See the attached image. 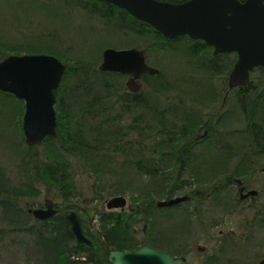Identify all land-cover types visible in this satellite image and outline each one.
I'll return each mask as SVG.
<instances>
[{
	"label": "rangeland",
	"instance_id": "1",
	"mask_svg": "<svg viewBox=\"0 0 264 264\" xmlns=\"http://www.w3.org/2000/svg\"><path fill=\"white\" fill-rule=\"evenodd\" d=\"M111 7L96 0H0V61L23 54L58 57L67 66L61 83L62 104H56L62 123L68 121L75 106L72 102L76 91L79 102L73 113L83 120L71 126L73 135L82 129L79 135L91 136L88 141L95 143L97 125H101L98 119L105 116L95 119L93 112L106 107L116 129L124 130L129 125L133 128L121 140L132 143L134 155L130 160L134 166L125 165V158L119 156L113 164L114 172L101 173L80 158L68 157L74 185L66 190L70 192L68 197L58 184L41 181L38 190L22 199L12 214L1 210L0 264L46 262L45 254L35 256L38 234L27 235L30 230H40L37 219L28 210L44 207L46 199L53 200L59 210L48 223L67 222L66 214L75 210L92 240H97L104 214H124L132 230L127 244L135 248L147 245L175 256L183 255L187 258L185 264H258L264 259L263 211L259 213L253 205H247L250 202L238 201L239 187L233 183L204 199L224 179L264 178V135L257 140L251 132L255 124L241 107L242 89L229 92V76L237 55L214 56L212 48L206 45V49L204 42L189 37L190 40L181 38L162 45L153 35L144 34V29H152L150 26L137 24L130 14ZM131 47L146 49L147 62L161 72L158 77L144 76L143 92L138 96L142 106H134L129 115L123 116L122 100L126 96L134 98L127 92L128 77L101 72L99 66L105 49ZM84 69L88 70L82 72L86 79H76L74 74ZM262 80L264 68H257L250 85L256 87ZM85 84L90 95L82 99ZM253 92L261 94L258 90ZM251 99L244 101L252 102ZM24 113V101L0 91V166L12 184L22 187L28 184L27 173L32 167L28 158L39 156L46 161L49 146L46 141L34 148L26 144ZM194 114L201 117L195 125L189 121ZM206 130L208 135L199 140L198 136ZM171 139L179 143L177 157L180 158L181 150L187 151L185 162L170 161L174 157L166 146ZM152 151L154 156L150 155ZM222 153L236 157L220 161L218 156ZM153 158L161 167L156 178L136 171L137 161L142 160L146 167ZM214 170L218 172L214 174ZM252 184L251 188L258 189L257 181ZM170 194L189 195L193 200L171 208L156 206ZM115 196L126 197L125 210L107 208V202ZM151 204L154 206L150 208ZM77 245L74 237L66 243L70 248Z\"/></svg>",
	"mask_w": 264,
	"mask_h": 264
},
{
	"label": "water",
	"instance_id": "2",
	"mask_svg": "<svg viewBox=\"0 0 264 264\" xmlns=\"http://www.w3.org/2000/svg\"><path fill=\"white\" fill-rule=\"evenodd\" d=\"M125 9L136 19L154 27L167 39L189 36L213 47V55L236 52L237 62L229 76V89L247 87L251 73L264 67V0H187L171 3L160 0H99ZM101 72L129 77V93L143 91L140 82L145 74L160 73L147 63L145 49L107 48L99 66ZM66 73V64L49 54L11 55L0 62V91L25 102L23 132L28 146H40L47 137L57 135L56 91ZM187 196L159 201V208L187 201ZM127 199L116 196L107 202L108 209H125ZM37 220L48 221L58 214L55 203L46 199L44 207L29 209ZM70 231L79 245L92 247L81 217L76 211L66 215ZM112 264H184L186 257L142 246L136 250L112 249ZM258 264H264V259Z\"/></svg>",
	"mask_w": 264,
	"mask_h": 264
},
{
	"label": "trees",
	"instance_id": "3",
	"mask_svg": "<svg viewBox=\"0 0 264 264\" xmlns=\"http://www.w3.org/2000/svg\"><path fill=\"white\" fill-rule=\"evenodd\" d=\"M163 1L178 3L177 1H182V0H163ZM137 22H136L137 24L140 23L142 26L145 27L150 26L148 24H144L139 21ZM133 27L136 28L135 26ZM151 28L152 29L151 30L149 29L150 31L148 32L144 29V34L153 35V38L156 40V42H162V45H165L167 44V42L172 43L174 41V40L165 39L159 32L155 31L153 27ZM181 38H188V37L186 36L179 37L176 38L175 41H179V39ZM204 47L208 49L206 44H204ZM20 52L21 51H19V53ZM193 57L196 58L195 54ZM213 59L214 58H212V60ZM215 67L216 66L214 65V68ZM222 67L223 66H220V70ZM263 68L264 67H260L259 69H263ZM82 72H88V70L84 69L80 73H77L76 75L74 74V76H76V79L79 77H83L86 79L84 73ZM112 75L119 76L114 73H112ZM159 75H157V77ZM85 82L87 83V80ZM259 82L260 84H258L256 87H254V84H251L246 89L241 88L242 95L239 94V96L243 97V100L241 99L240 102V104L242 105L241 106L242 109L247 115H249V119L251 123L253 122L255 124L254 129L251 128L252 130L251 132L256 134L257 136L256 138H258L257 140H259V138L264 135V132L262 130L264 128V80ZM80 88L81 85L79 86V89ZM83 88L85 93L84 96H82V99L83 97H88L90 95V88H88L87 84H85ZM253 90H258L259 93L261 94L258 95V93H254ZM245 91H248V93H246ZM62 93H63L62 86H60V88L56 92L57 103L59 104V107L60 104H62L60 97V94ZM75 93L76 91L73 92L74 99L72 102V104H74L75 106H72L71 108L70 105L71 110L68 115L69 116L68 121L62 123V119L60 116L61 111L58 110L57 135L55 137H47L45 139L47 144H49L48 152L45 158L46 161L41 160L39 156L28 158L31 160V163L26 161L29 164V166L30 164L32 166L29 167V173H27L28 184H26L24 187L12 184L10 180L6 178L0 166V211L2 210L3 213L7 215L12 214L18 208V204L22 199L29 196L34 189L38 190V184L41 181L53 182L55 184H58L57 186L60 189L62 188L61 190L64 191L68 197L70 195V192H67L66 190L68 188L73 189L74 186L72 183L73 180V174L71 171L72 166H70V161L68 157L80 158L84 160L88 166H91L93 170L98 173H101L102 171L114 172L115 166H113V164L116 163V159L118 160L119 156H123L125 158V165L131 163L130 160H132V157L134 156L132 155L133 153L132 143L128 141L122 142L121 140L122 137H126L130 134L131 127L129 125L126 128H124V130H122L121 128L116 129L113 122L114 120L109 118L110 116L109 108L103 107V109H100V107H98L97 110L93 112L94 116L97 115L95 119H97L99 116H105V119L104 118L98 119L101 120L100 121L101 125L100 126L97 125L98 136L95 139V143L88 141V139H90L91 136L86 137V134L79 135L80 132L83 133L82 129L79 131L78 134L73 135V133L71 132V126H74L77 123L80 124L79 122L83 120V117L81 115L78 116L73 113V108L77 107L79 102L78 97H75ZM9 95L13 97V95L11 94ZM131 96L134 98L127 99V96L124 97V100L121 99L122 97L120 98L123 101L121 108V114L123 116L129 115L130 111H132V108H134V106H139V107L142 106V104L138 101L139 98L138 96L140 95H131ZM249 98H252L251 100L253 101L248 103L244 101L245 99H249ZM107 107H112V105ZM150 107L153 108L151 105ZM200 118L201 117L199 115L194 114L193 116H191V119L189 121L192 122L193 125H195V123L199 121ZM84 119H86V117ZM115 120L120 121L119 119H115ZM65 124L66 126L64 127ZM132 130L133 128H131V131ZM61 133H63L62 137H61ZM144 138H149V136ZM142 141L144 142V140ZM123 145L126 146L123 147ZM188 145L191 146L192 142L189 143ZM178 147H179V143L175 140H172V142L167 144L166 146V149H168L169 152H172L170 154L174 157V158H170L171 162L175 160L176 163L179 162L178 161L179 157H177L176 155V151ZM257 147L262 148L261 145ZM154 152L155 151H152L153 154L150 155L154 156L155 155ZM184 152L185 150H181L180 156ZM141 153L143 152L141 151ZM174 154L176 155L177 159L175 158ZM141 156H143V154L137 155L136 159L140 158ZM131 164L132 166H134L133 162ZM135 165L137 167L136 171L143 173L142 175L145 177L151 176L156 178L161 168L156 163V159L154 158L149 162V165L146 167L144 166V162L142 160L137 161ZM105 167L107 168L105 169ZM168 197H173V195L170 194V196ZM153 206L154 205L151 204L150 208ZM124 217H125L124 214H119L118 216L112 215L111 213L104 214L101 217V231L95 237V239L97 240H93L94 242L93 247L82 246L79 244L75 248H70L66 246V243L72 240L74 236L68 228L69 227L68 223L66 221L65 222L63 221L62 223V220L56 222L55 224L48 223V221L42 222L37 220L36 222L40 225L39 226L40 230L35 232L29 229L30 231L27 232V235L31 236L34 233L38 234L39 239L34 247L36 250L35 256L40 254H45L46 262H43V264H112L109 261V254L112 249H118V250L138 249L135 248V246L133 245L127 244L128 243L127 235H129V232H131L132 230L128 220L127 219L125 220Z\"/></svg>",
	"mask_w": 264,
	"mask_h": 264
},
{
	"label": "flooded vegetation",
	"instance_id": "4",
	"mask_svg": "<svg viewBox=\"0 0 264 264\" xmlns=\"http://www.w3.org/2000/svg\"><path fill=\"white\" fill-rule=\"evenodd\" d=\"M241 2H245L246 0H240ZM102 4H105V5H110V6H113L115 9H119L120 11H123V12H126L128 13L127 11H125L124 9L122 8H119L118 6L116 5H113V4H110V3H107V2H100ZM112 8V7H111ZM133 17V16H132ZM134 18V17H133ZM136 20V19H135ZM138 21V20H137ZM140 22V21H139ZM142 23V22H141ZM237 55V54H236ZM127 77V76H126ZM129 79V77H128ZM234 91V90H232ZM236 91V89H235ZM239 91L241 92V90L239 89ZM231 92V91H230ZM131 95H139V94H132L130 93ZM209 131L206 130L204 135H199L198 136V139L199 140H202L204 139L207 135H208ZM191 143V142H190ZM222 149H226V148H223ZM240 156V155H239ZM244 156V155H242ZM220 159V161H227L228 158H231V157H236V155H232V154H220V156H218ZM181 158V159H180ZM179 160L181 161H186L187 160V154H186V151L180 156ZM218 172V170H214V174H216ZM252 172V171H251ZM264 173V171H263ZM253 179H249L247 181L245 180H241V179H238V180H234V179H224L218 183H216L213 187V189H211V191L208 193V195H205L204 196V199L207 198V197H210L212 196V193L215 192V191H218L220 190L221 188H224L225 186H230L232 183L233 184H237L238 187H239V200L240 202L242 203H247V202H250V203H247V205H253V207L257 208L259 213H261V210L263 211V216H264V189H263V185H264V178L261 179V177H258L257 180H255V176H252ZM257 181L259 183V186H258V189H253L251 188V185H253L252 183ZM189 199L186 201V202H189V201H192V197H190L189 195L187 196ZM238 198V197H237ZM199 205H201V201L198 202ZM123 210V209H122ZM125 210V209H124ZM258 217L260 218V215H258ZM263 218V217H262ZM263 222H264V218L262 219Z\"/></svg>",
	"mask_w": 264,
	"mask_h": 264
}]
</instances>
